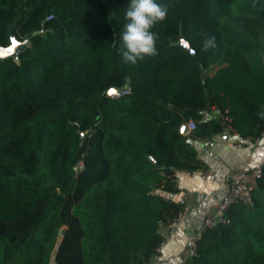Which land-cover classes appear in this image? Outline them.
Here are the masks:
<instances>
[{
	"label": "trees",
	"instance_id": "obj_1",
	"mask_svg": "<svg viewBox=\"0 0 264 264\" xmlns=\"http://www.w3.org/2000/svg\"><path fill=\"white\" fill-rule=\"evenodd\" d=\"M159 2L156 54L132 64L128 0H0V46L28 43L0 59V264H144L180 209L175 172L203 166L191 141L221 129L202 112L264 131V0ZM261 168L182 264H264Z\"/></svg>",
	"mask_w": 264,
	"mask_h": 264
},
{
	"label": "crops",
	"instance_id": "obj_2",
	"mask_svg": "<svg viewBox=\"0 0 264 264\" xmlns=\"http://www.w3.org/2000/svg\"><path fill=\"white\" fill-rule=\"evenodd\" d=\"M202 116L204 120L215 117L210 109L203 111ZM228 142L229 138L220 132L191 141L203 163L200 168L209 170L210 174L206 178L182 174L175 179L176 191L169 198L180 208H185L186 215L175 239L165 244L147 264H182L189 256V242L204 216L214 212L228 187L247 170L264 165V134L256 144L244 137L240 138V146L229 145ZM160 231L164 235L167 232L162 225Z\"/></svg>",
	"mask_w": 264,
	"mask_h": 264
},
{
	"label": "built area",
	"instance_id": "obj_3",
	"mask_svg": "<svg viewBox=\"0 0 264 264\" xmlns=\"http://www.w3.org/2000/svg\"><path fill=\"white\" fill-rule=\"evenodd\" d=\"M52 15L47 16L46 19H50ZM128 92V90L122 91V93ZM211 113L218 119L219 124L221 125L220 133L226 135L229 138V145H237L240 146V138L239 133L232 127L231 125V117L226 113V111H221L217 108H211ZM187 128L186 133L190 132L195 128V122L190 120L185 123ZM264 134V131L261 132L260 136ZM259 137H244L245 139L250 140L252 143L256 144L258 142ZM232 139V140H230ZM182 174H186L188 176L198 175L202 178H206L210 171L206 169L196 168V169H181L175 172L174 177L177 179ZM262 176V168L257 167L254 169L247 170L240 178H238L235 182H233L228 189L226 190L222 200L217 204L213 213L206 214L203 218L202 224L199 227L196 234L191 238L189 242L188 255H192L195 251L196 241L202 236V233L208 229L215 227L217 224L225 221V211L227 208L236 202L247 203L249 199L250 192L255 188L257 180ZM186 209L180 208L176 214L162 224V226L167 230L164 235L162 241L156 247L155 254L153 257L160 252V250L167 244L168 242L175 239L176 231L179 228L180 224L185 218ZM152 257V258H153ZM148 262V261H147ZM145 262L144 264H147Z\"/></svg>",
	"mask_w": 264,
	"mask_h": 264
},
{
	"label": "clouds",
	"instance_id": "obj_4",
	"mask_svg": "<svg viewBox=\"0 0 264 264\" xmlns=\"http://www.w3.org/2000/svg\"><path fill=\"white\" fill-rule=\"evenodd\" d=\"M166 15L167 6L159 0H128L119 49L124 62L135 64L138 60L156 54L155 34L151 29ZM212 42L209 40L207 44Z\"/></svg>",
	"mask_w": 264,
	"mask_h": 264
},
{
	"label": "water",
	"instance_id": "obj_5",
	"mask_svg": "<svg viewBox=\"0 0 264 264\" xmlns=\"http://www.w3.org/2000/svg\"><path fill=\"white\" fill-rule=\"evenodd\" d=\"M26 40L19 41L15 39V37L11 34V43L8 46H0V59L5 58L7 56H14L16 57L18 52L21 51L24 47ZM182 45L189 51L193 52L189 43L187 41H182ZM127 82L129 83V79H127ZM120 93V89L118 87H112L109 90H107L106 94L109 96L118 95ZM261 117L264 119V110L261 112ZM187 128L185 124H182L180 127L181 133H186ZM63 227L59 228L58 230V236H62Z\"/></svg>",
	"mask_w": 264,
	"mask_h": 264
},
{
	"label": "rangeland",
	"instance_id": "obj_6",
	"mask_svg": "<svg viewBox=\"0 0 264 264\" xmlns=\"http://www.w3.org/2000/svg\"><path fill=\"white\" fill-rule=\"evenodd\" d=\"M25 44L27 45L28 43L26 42ZM61 227H65V223H62Z\"/></svg>",
	"mask_w": 264,
	"mask_h": 264
}]
</instances>
